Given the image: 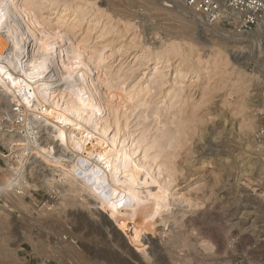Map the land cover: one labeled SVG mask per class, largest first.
Listing matches in <instances>:
<instances>
[{
    "label": "bare ground",
    "instance_id": "bare-ground-1",
    "mask_svg": "<svg viewBox=\"0 0 264 264\" xmlns=\"http://www.w3.org/2000/svg\"><path fill=\"white\" fill-rule=\"evenodd\" d=\"M161 1L163 4L169 0ZM95 3V0H0V100L5 104L0 121L9 120L6 129L0 127V140L16 157V166L4 156L5 167H0V264H23V248L17 243L20 240L27 241L32 246V254L37 256L46 253L50 258H55V253H59L64 259L67 255H78L84 261L85 253L80 250L81 245L75 242L78 236L73 231L77 228L85 230L82 229L84 227L105 234L112 242L103 244L111 250L134 255L133 264H152L156 260L161 261L160 264H168V257L166 262L163 251L174 262L181 260L178 264H190L193 256L189 259V256L186 257L188 253L184 257L179 255L180 259L175 256L177 253H171L173 250L167 251L171 248L192 250L193 241H188L177 229L190 224L189 234L193 235L196 230L202 239L200 243L210 251L217 246L210 247L212 243L209 244L207 238L216 226L211 230L208 224V227L204 225L207 217L202 216L204 211H200V215L197 212L184 218V210L173 208L180 203H186L189 208L199 202L201 205L194 185L191 188L190 184L182 183L187 182L190 176L192 178L199 169L206 165L212 167V161H217L214 165L216 170L220 171L223 167L226 173H230L241 168V175L248 176L245 179L247 183L264 188V162L255 161L256 153L251 150L255 147L260 155L264 152V146L254 143V140L248 144L243 138L245 132L238 136L231 122L224 126L218 124L223 121L221 118L211 126L214 129L212 133L216 132L215 137L200 153L201 161L196 163L199 166L195 167L194 162L188 161L185 167L181 165L179 155L182 150H192L185 147L192 143V139L202 131L200 127L207 122H204L203 113L205 109L208 110L207 104L218 86L206 88L208 84L203 83L205 86L198 88L200 96L197 100L191 99L197 90L193 94L191 91L201 85L200 76L207 73L205 69L227 66L228 58H222L218 52L201 56L198 47L172 40L175 31L165 32L170 33L166 34L169 36L166 43L163 41L155 45L146 41L139 49L135 42L137 36L128 37V41H109L116 22L111 24L112 19L107 18L108 12L97 13L100 9L94 8L97 12L93 9ZM176 7L200 19L179 5L173 8ZM158 8L155 5V10ZM170 14L180 17V13ZM121 15L124 17L127 13ZM104 17L109 20L105 22ZM129 22L130 18L128 23L124 21L119 32L126 35ZM188 26L182 23V34L191 32V26ZM98 27H102L100 32L96 30ZM212 29L222 38H232L234 34L224 32L218 26H212ZM130 49H137L132 57L139 59L144 66L150 59L153 60L150 68L152 76L147 84L140 83L121 92L119 87L134 69L129 66L128 74L122 76L123 64L118 63L117 69H112V59L120 50L127 54ZM138 51L143 52L137 55ZM144 53L148 55L143 56ZM162 62L166 68H173L174 81H177L172 84L165 81L166 73L159 67ZM203 64H207L204 70L201 67ZM191 77L196 79L189 84L183 83ZM234 79L232 84L235 85H246L249 81L242 71ZM178 82L182 85L179 86ZM156 96L157 101L154 99ZM158 104L174 107L169 113L168 109L164 111L165 116H171L168 119L165 117L161 124L163 129L157 126L161 123L162 115ZM249 106L245 100L239 103L235 108L236 114L242 115L250 110ZM134 113L136 121L133 123L131 117ZM248 116V121L239 125L241 130L244 127L246 130L252 128L254 115L248 113ZM184 155L182 157H186ZM237 159L242 162V167L236 164ZM259 163L261 166H258ZM184 169L189 172L188 175H182ZM216 173L213 172V176ZM253 177L255 179L251 181ZM219 183L216 179L212 181L213 185H219L216 193L222 198L225 188L230 185ZM207 184L204 186L208 187ZM183 186H187V191H183L186 188ZM198 188L203 189V186ZM191 190H194L192 194L195 196L190 194ZM42 192L55 195L56 200L52 205L45 202L37 209V195ZM207 197L204 199L208 200ZM210 198L214 199L211 195ZM209 213L211 216L212 213ZM46 219L65 225L62 229L65 235L50 250L43 239L34 242L31 232L32 228L44 225ZM168 220L173 223L174 229H167L165 225ZM12 225L15 229H26L12 232L17 235L14 247L7 243L12 234L9 231ZM215 237L220 241L218 246L222 247L220 239L223 237ZM184 249V252L187 251ZM219 251L223 250L220 248Z\"/></svg>",
    "mask_w": 264,
    "mask_h": 264
},
{
    "label": "rangeland",
    "instance_id": "rangeland-1",
    "mask_svg": "<svg viewBox=\"0 0 264 264\" xmlns=\"http://www.w3.org/2000/svg\"><path fill=\"white\" fill-rule=\"evenodd\" d=\"M95 2H96L95 3L96 6L94 5L93 9L94 8L96 10L100 9V10H98V12L94 9L97 13H101L102 11H103L102 13L108 12L107 13L108 17L107 16H105V17L112 19L111 24H113V22H116V23H114L115 27L113 26V29L111 30L112 33L113 32L114 33L111 36V38H109V41L111 39H113V41H116L117 39H118L117 41H124V40L128 41V39H127L128 37L131 38L133 36H137L135 38V42H136V44L138 43L137 49H139V47H141V45H143L146 41L154 42L155 45L160 44L163 41L166 43L167 41H169V36L166 34H170V33H165V32H174L175 31L176 34H175V37L173 36L174 38H172V40L177 41L181 44L185 43V45L190 44V45H194V46L198 47V52L200 53L201 56L204 57L206 54L211 55V54L218 52V55H220L222 58H228L229 63L227 66H222V67L215 68V69L207 68V64L206 65L203 64L201 66V67H203L202 68L203 70L205 68H207V69H205V71H207V73H204L200 76L201 77V80H200L201 85H199L198 87L196 86L192 89L191 94H193L195 90H197V91L195 92V94L193 95V97L191 99L197 100L199 98L200 94L198 92V88H200L201 86H205L206 84H208V85H206V88H208L209 86L210 87H217L218 86V88L216 89L214 94H212L213 98L210 100V103L207 104L208 110H210V111L205 109L206 112L203 113V119L205 118L204 122H206L205 120H207V122L204 124L202 123L203 124L202 126L200 125L201 126L200 128L202 129V131L199 133V135H196L194 137V139H192V143L189 142L190 144H188L185 147L186 149H188V147L192 148V150L190 149L192 152L191 151L190 152L193 154H191L189 152V150H187V151L182 150L181 151L182 154L180 153V155H179V157H181L180 161H181V165L183 167H185V165H186L185 163H187V161L192 162V163L194 162V164L199 163L201 161L200 160V153L205 148L206 144H208V141L210 139H212L213 137H215L214 135L216 132L212 133V131L214 129H211V126L215 125V123L219 121V118H221L223 120V121L218 122V124H221V126L227 125V122H231L233 124V129L238 136H240V135L242 136V133L245 132V134H243L244 135L243 138H245V141L248 144H249L250 140H254V143L264 146V30L261 29L262 31H260V30L254 31L253 34H251V35H249V33L243 34V35H241L239 33V35L232 34L233 35L232 38H231V36H230V38L229 37L222 38L221 36H219L218 33L214 32L212 27L210 28L209 26L204 25L201 21L199 22L198 19H195L193 16H190L186 12H183L178 7L173 8L175 4H173L170 1H167L168 3H163V4H162L161 0H95ZM111 3H113V5ZM117 5H118V7H117ZM155 5H158V7H159L157 10H155ZM87 7H88L87 10H89L90 9L89 5ZM102 8L104 10H101ZM112 10H116V11H112ZM170 12L171 13H173V12L174 13L175 12L180 13V17L179 16L177 17L175 14L171 15ZM119 13H121L123 15H124V13L125 14L127 13V15H125L127 17L124 18L125 16L123 17ZM114 15H116V16H114ZM181 15H183V16L181 17ZM105 17H104V21L107 22L109 19H107ZM116 17L119 20L116 19ZM184 17H185V19H184ZM127 18L128 19L130 18L129 30H128V33L127 34L125 33L126 35H124V34H122L124 32H119V31L122 28V26L124 25V21H127V23H128ZM198 18H200V16H198ZM105 19H107V20H105ZM117 20H118V23H117ZM104 21H103V23H105ZM184 22H186V23H184ZM188 22H189V24H188ZM182 23L186 24L187 26L188 25L191 26V29L188 26L189 32L191 31L189 34H186V35L182 34V31H184L183 27H182ZM125 24H126V22H125ZM181 27H182V29H179ZM173 28L175 30H173ZM227 28L232 30V28H230V27H227ZM100 29L102 30V27L101 28L98 27L96 30L100 32L101 31ZM165 29H167V31H165ZM169 29L173 30V31H168ZM177 29H179V30H177ZM221 29H223V28L221 27ZM177 31H180V32L177 33ZM99 32H98V34H99ZM224 32H227V31H224ZM231 32H233V31H231ZM120 33L124 37L123 36L121 37ZM116 35H118L119 37ZM176 36H178V37H176ZM187 36H188V38H187ZM182 37H184V38H182ZM114 39H116V40H114ZM226 39L228 41H226ZM149 42H147V43H149ZM188 42H190V43H188ZM222 43L225 45H223ZM122 44H124V43H122ZM137 49H130L127 52V54H126V52L122 53V51L120 50L119 52L115 53V55H114L115 58L112 59V62H113L112 69L114 68L116 70L118 67V66H116V64H118V63L123 64L122 67L124 70H123L122 76L125 74H128L127 71L129 70V66H133V69H134L131 72L129 71L131 73V76L127 79V81L121 87H119V89H121V92H126L130 88L135 87L140 83L141 84L143 83V85H145L151 79L152 75H151L150 68H152V66H153L152 65L153 60L150 59V61L145 66L142 65V62H140L139 59L136 60L137 59L136 57H134V58L132 57ZM131 50H135V51L131 52ZM142 52L143 51H138L137 55L138 54L141 55ZM122 55H123V58H122ZM144 55H148V54L144 53L143 56ZM125 56H126V59H125ZM165 65L166 64L164 62H162L161 64H159V67L164 73H166L165 81L172 84L173 82L177 81L178 79H176L174 81L175 75H174L173 68L169 67V69H168L165 67ZM163 67H165L166 69ZM223 70H226L225 73L222 72ZM240 71L244 72L249 77V81L246 83V85L243 83H238L236 85L232 84V81L235 80L234 77H236L237 73ZM213 73H215V74H213ZM195 79L196 78L191 77L188 81H185L183 83L189 84L192 80H195ZM178 84H180V83L178 82ZM181 85H182V83L179 86H181ZM192 87L193 86H191V88ZM156 92H154L153 94H155ZM154 99H156V101H157V96ZM244 100L246 102H248V104L251 105V106H249V107H251L250 110L248 109L242 115L236 114L235 108L238 106L239 103L244 102ZM0 104H1L0 105V116H1L2 111L4 109L3 106L5 107V104L4 103L2 104V101L0 102ZM162 105L163 104H161V106H160V104H158V106L160 107V111L162 112L161 123H160V125H157V126H159L160 129H163L162 125H161L163 123V121L168 119L171 116L170 114L165 116L164 111L166 109H168V113H169V112L174 110V107L173 108L169 107L170 105H167L165 107H163ZM258 109H261V110H258ZM250 111H252L253 113ZM135 113L131 117V119L133 120V123L136 121V118H134ZM248 113H249V115H251V114L254 115V117L252 119L253 126L249 130H246L245 127L243 128V130H241L239 125L248 121V119H249ZM165 117H166V119H165ZM207 117H209V118L207 119ZM150 119H152V118L150 117ZM0 122H2V121H0ZM133 123H131V124H133ZM6 124H7V120L0 123V125H2L0 127L6 129L5 128ZM199 136L201 137L200 139H199ZM202 146H203V148H202ZM252 148H254V149H252ZM252 148H251L252 152L256 153L255 156H257L255 161L261 160L262 162H264V152L261 153L260 154L261 156H260L259 153L256 152L255 147H252ZM183 154H185L186 157H182ZM189 154H191V155L188 157ZM258 155L260 157L259 159H258ZM4 156H6L8 161L13 166H16V157L6 147V145L3 144V142L0 140V167H5V160L3 158ZM179 157H178V159H179ZM236 158H238V157H236ZM183 159H185L186 162H183L184 161ZM186 159H188V160H186ZM239 159L241 160V158H239ZM239 159L236 160L237 161L236 164L239 165L240 167H242V162H240ZM182 162L184 165L182 164ZM216 162L217 161H215V162L212 161V164L215 165V164H217ZM212 164H210V165H212ZM214 165L212 167L210 166L209 168L206 165L202 170L199 169L198 172H196L194 175H192V178H191V176L189 177V179L187 180V182L190 180L189 183H187V182L182 183V185L190 184L191 188L194 185L193 186L194 190L197 191V193H195V195L199 194L197 196L198 197L200 196L199 200L201 201L202 206L200 205V202L198 201L199 204L197 203V205H195L196 206L195 209H194L195 206L192 205L193 208H191V207L189 208L188 206H186V203L185 204L180 203L181 205H179V206L175 205L173 208L174 209L180 208V209L184 210L185 211L184 218L189 216V215L191 216L192 214L196 215L197 212L199 213L201 211L200 213H202L204 211L206 214L202 213V216L206 215L207 217L210 218V220L208 221L209 218H207L205 216L206 219H204V221H205L204 225L206 227L210 226V229H211V227L214 229L215 226L218 228V230L220 229L219 231H217V228L215 227V229L213 231L215 233H213L211 231V235H209L210 237L207 238L209 241V244L212 243V245H210V247L213 245H214V247H216V246L218 248L220 247V245L218 246V244H219L218 242H220V241H218L219 239L217 238L218 239L217 240L215 236H217V237L221 236V238H222L224 235L223 233H226L225 235H227V236L224 235L225 237H227V239H225V237L222 238L223 240L220 239L221 244H222L221 245L222 247H220V248L223 251H219L220 248L218 249L217 247L214 249L212 247L211 250L208 251L209 249H206L202 245V243H200V241L202 239H200L198 232H195L196 230L194 231L195 235L193 233L194 236L189 234V229L191 226L190 224L189 225L185 224L183 226H186V227L182 226L181 229L178 228L177 230H180V232L182 231L181 232L182 236H184V238H187L188 241H190V242L193 241L192 243L194 245L192 247V250H191V248L190 249H187V248L184 249L183 248L184 250L187 249V251L184 252L182 248L174 249V248L170 247L171 249H167V251L170 252L171 250H173V251H171V253H173V255L175 253H177V254H175V256L177 255L176 257L180 258V259H181L180 256L183 255V257H184L185 254L190 253L189 255L188 254L186 255V257L189 256L188 257L189 259L193 256L192 257L193 260L191 258L189 261L190 264H194V263H196V264H264V188L261 186L260 187L256 186L255 183H247L245 181V179H247L248 176H242L241 175V172H239L241 170V168H239L240 170L234 169L230 173H226V171H224L223 167L221 168L220 171H218V170H216L217 167H214ZM198 166L199 165H197L195 167H198ZM258 166H261L260 163L258 164ZM255 168H256V170L258 169L257 167H255ZM259 169H261V167H259ZM258 171H256V172H258ZM213 172H215V173L217 172L219 175L216 173L217 175L214 174L215 176H213ZM234 172H235V174H234ZM186 173H187V175L189 174V172H187V170L184 169L182 172V175L185 176ZM234 175H236L235 178H234ZM238 176H240V177H238ZM213 178L218 180V182L220 181L219 184H221V185L222 184L224 185V183H225V185L226 184L230 185V186L226 185L227 187L224 186V187H226L225 188L226 192L223 195L224 197L221 198L222 195L217 196L216 192H217V188L219 185L215 186L212 184V181L214 180ZM254 179L255 178L253 177V179H251V181H253ZM226 180H228V183H226L227 182ZM236 180H237V182H236ZM205 182L208 183L207 184L208 187L204 186V185H206ZM236 183H238V184H236ZM182 185L180 184V186H182ZM209 185H211V186H209ZM172 186H174V185H172ZM202 186H203V189L205 191L203 189L198 188V187L202 188ZM184 187H186V188H184ZM205 187L208 189H206ZM209 187L212 189H209ZM183 188H184L183 191L184 190L187 191V186H183ZM214 188H216V189H214ZM188 189H190V188L188 187ZM194 190L190 191V194L192 196H195L194 194H192V193H194ZM202 190H203V192H202ZM210 190H211V192H210ZM213 191H214V193H213ZM208 192H210L212 194H210ZM202 194L203 195L205 194L206 196H203ZM209 194L211 195L212 198H214L213 200H211ZM37 196H38L37 201L39 204L37 209H40V207L45 202H48L50 205H52L54 203V201L56 200L55 195H53V194L48 195V194H45L44 192H42L41 195H37ZM207 196H209V197H207ZM206 197L209 198L211 202L208 201L209 199L208 200L204 199ZM217 199H219V200H217ZM205 200H206V202H204ZM185 209H187V210H185ZM209 209H210V211H206ZM209 212L212 213L211 216H209L210 215ZM200 213H199V215H200ZM187 218H189V217H187ZM207 221H208V223H207ZM169 222L171 223V221L168 220L166 222V225H165L167 227V229L168 230L174 229L175 227H173V223H171L172 224L171 225ZM43 223H45V224L40 225L39 228H37L38 226L32 228L31 232L33 234L34 242H38L39 239H43L45 241V243L47 244V248L50 250V249H52L53 246L55 247V242L63 234L65 235V233L62 231L63 226H65V225L61 222H57V221H54L52 219H46ZM207 224H208V226H207ZM219 224H221V225L219 226ZM169 225H171V226H169ZM231 226H232V228H231ZM22 227L26 228L25 225ZM223 227H224V230L225 229L227 230L228 228H231V229H229L228 231H226V230L222 231ZM196 228H197V226H196ZM82 229H85V230H80V228H77L76 230L74 229L73 231H74L75 236L76 235L78 236L75 238L76 239L75 242L76 243L78 242L77 245H79V244L81 245L80 250L83 251V253H85V256H86L85 259L86 260H84V261L80 260V258H79L80 256H78V255L77 256L67 255L68 257H66V258L64 257V259H65L64 260V259H62L63 257H60L59 253H55V255H54L55 258H50V256L46 253H42L40 256H37L35 254H32V252H33L32 246L27 241L20 240L17 243L19 244L20 247L23 248V251L21 253L22 254L21 255L22 263L23 264H69V263L70 264L71 263L72 264H133V262H135L134 261V259H135L134 255L131 256V254H124L120 251L117 252V251L111 250V248L108 245H104L103 242H107V243L112 242V241L108 240V237H105V234H99L96 229L94 231L90 230V229L87 230V228H85V227ZM15 230H19V228L15 229V228H13V225L11 227H9V231L11 233ZM25 230L26 229L23 228V229H20L19 232L25 231ZM78 231H80V232L78 233ZM220 231H222V232H220ZM231 231L233 233V234L231 233L232 235H230ZM233 231H236V233ZM91 233H92V235H91ZM220 233L223 235H221ZM197 234H198V236H197ZM214 234H216V235H214ZM189 235H191V236L189 237ZM212 236L215 238H213ZM15 237L17 238V235L16 234L13 235V233L11 234V236H9V238H8L9 240H7V243L9 244L10 247H14L13 244L16 241ZM212 238H213V241H212ZM194 239L195 240L197 239L196 240L197 242ZM223 241H226V242H223ZM213 243H215V244H213ZM84 249L85 250L87 249V251L88 250L89 251L87 252ZM177 250H179V251H177ZM193 250H195V253L193 252ZM216 250H217V253H216ZM213 252H215V253H213ZM163 255H164L163 257H164L165 261L168 257V259H167L168 264H172V263L178 264L181 262V260L178 261L177 259L175 262H174V260H171L170 257L168 256L169 254H167V252H165V254H164V251H163ZM87 256L91 257V259L88 258ZM194 256H196L197 258ZM194 259L196 260V262ZM88 261H90V262H88ZM155 262L152 264H156V263L160 264L161 261H157L156 263ZM143 264H144V262H143Z\"/></svg>",
    "mask_w": 264,
    "mask_h": 264
},
{
    "label": "built area",
    "instance_id": "built-area-1",
    "mask_svg": "<svg viewBox=\"0 0 264 264\" xmlns=\"http://www.w3.org/2000/svg\"><path fill=\"white\" fill-rule=\"evenodd\" d=\"M169 1L185 8L191 14L200 16L198 20L210 28L218 26L221 29L222 27L221 30L233 31L236 35L239 33L251 35L254 31L264 30V0Z\"/></svg>",
    "mask_w": 264,
    "mask_h": 264
}]
</instances>
